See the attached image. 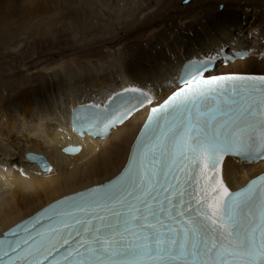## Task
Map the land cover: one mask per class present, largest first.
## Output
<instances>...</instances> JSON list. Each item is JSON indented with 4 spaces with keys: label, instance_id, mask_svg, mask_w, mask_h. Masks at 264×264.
Here are the masks:
<instances>
[{
    "label": "snow or ice",
    "instance_id": "obj_1",
    "mask_svg": "<svg viewBox=\"0 0 264 264\" xmlns=\"http://www.w3.org/2000/svg\"><path fill=\"white\" fill-rule=\"evenodd\" d=\"M242 55L187 60L159 100L132 87L74 108L99 134L146 116L117 174L0 234V264H264V174L233 188L223 168L264 161V74L216 73Z\"/></svg>",
    "mask_w": 264,
    "mask_h": 264
},
{
    "label": "bare ground",
    "instance_id": "obj_2",
    "mask_svg": "<svg viewBox=\"0 0 264 264\" xmlns=\"http://www.w3.org/2000/svg\"><path fill=\"white\" fill-rule=\"evenodd\" d=\"M142 1L0 0V47L5 46L11 52L20 51L26 46L27 38L49 30L39 28L65 22L72 27L85 9H89L91 15L103 17L127 11L125 19L133 23L137 15L143 14L140 18L147 21L150 13L157 14L159 9L170 6L163 0L147 4ZM194 3L196 18L190 17L185 22L181 36L166 34L175 26L171 24L177 23V14L168 15L164 20L169 24L157 20L159 25H166L157 32L161 40L135 48L126 58L120 55L105 57L100 62H91L88 70L80 65L74 71L59 75L51 70L31 80L30 85L20 87L13 86L5 79L8 73L0 70V234L62 195L113 177L125 162L146 116L145 111L99 140L69 132L72 109L78 104L104 99L118 87L126 86L150 89L157 100L162 99L170 92L184 61L202 57L217 45L232 48L230 43L234 38L240 39L238 46L247 45L253 49L252 54L227 67L220 65L218 71L264 73V0H195ZM221 4L224 8L219 10ZM72 8L81 11V15L79 11L71 12ZM246 13L249 19L244 25ZM141 23L145 27V22ZM239 32L241 35L235 37ZM73 33L75 38L79 32ZM110 36L112 41L118 39L117 34ZM48 56L33 57L28 65L24 62L23 68L27 70L42 64ZM71 142L82 145L75 156L62 153L63 147ZM27 152L47 155L55 165L54 170L47 175H36L27 164ZM14 163H21L23 173L10 167ZM6 164H9L7 168ZM224 170L227 182L236 188L264 171V161L245 165L229 159Z\"/></svg>",
    "mask_w": 264,
    "mask_h": 264
},
{
    "label": "rangeland",
    "instance_id": "obj_3",
    "mask_svg": "<svg viewBox=\"0 0 264 264\" xmlns=\"http://www.w3.org/2000/svg\"><path fill=\"white\" fill-rule=\"evenodd\" d=\"M152 1L153 0H143L142 2L147 4ZM163 1L170 3V6L168 8L165 7L166 9H159L157 14L150 13V19L147 21L145 18H140L141 16L143 17V14H140V17L137 15L136 22L134 21L132 23L129 22L130 19H125L127 11L122 15L103 17L96 14L91 15L89 13V9H85L83 11L84 15L80 16L79 21L75 19V25L72 27H69L66 22L63 23V25L56 23L57 25L55 27L43 26L41 27L42 29L39 28V30H49L47 32L43 31V33L40 34L35 33L34 36L27 38L25 43L26 46H23L20 51L11 52L9 49H6L7 47L5 46L0 47V70L4 73H8L5 79H9L8 81L11 82V84L13 83V86L17 84V86L20 87L21 85H30L29 82L31 80L34 81L40 76L47 75V73L51 70L52 72L56 70V74L59 75L62 72L74 71L80 65L84 67L85 70H88L91 62H100L99 60L105 57L120 55L123 58H126V56H129L135 48L146 44L152 45L161 40L157 38V32L166 25H159L158 21L161 19L162 22H166L164 18L168 19V15L171 14H177V23L171 24L172 26H175L166 34L168 35L172 33V36L177 35L179 37L181 36V32L184 31L183 28L186 26L185 22L188 21L190 17L193 19L196 18L193 11V7H195V0ZM172 4H174L173 7ZM221 5L218 6L219 10L220 8H224V5L223 7H221ZM181 8H183V10H177ZM78 11L79 10L75 8L71 9V12L73 13ZM246 14L247 17L245 18ZM246 14L243 15L244 25H246V22L249 19V13ZM79 15H81V11H79ZM140 20L145 22V27L142 26L143 24ZM166 23L169 24V22ZM90 24L92 26H90ZM176 27L181 30L176 29ZM77 31L79 33L75 39L73 32L77 35ZM115 34H117L118 39L112 41V36L110 35ZM45 55L49 56L43 60L44 63L36 64L34 67L27 70L23 68V65H25V63L28 65V62H30L33 57L44 56L45 58ZM6 65L12 67L13 70L11 71L9 67H6ZM12 72L14 73L10 74ZM29 78L31 79L28 80Z\"/></svg>",
    "mask_w": 264,
    "mask_h": 264
}]
</instances>
